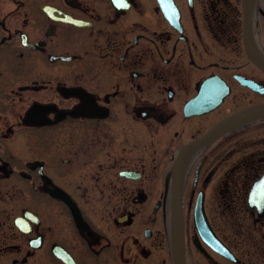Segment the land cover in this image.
I'll use <instances>...</instances> for the list:
<instances>
[{
  "label": "flooded vegetation",
  "instance_id": "1",
  "mask_svg": "<svg viewBox=\"0 0 264 264\" xmlns=\"http://www.w3.org/2000/svg\"><path fill=\"white\" fill-rule=\"evenodd\" d=\"M258 106L264 0H0V264H264Z\"/></svg>",
  "mask_w": 264,
  "mask_h": 264
},
{
  "label": "water",
  "instance_id": "2",
  "mask_svg": "<svg viewBox=\"0 0 264 264\" xmlns=\"http://www.w3.org/2000/svg\"><path fill=\"white\" fill-rule=\"evenodd\" d=\"M255 1L256 0H241L242 8H243V16H244V19L246 20V22H250L252 17H253V10H254V6H255ZM249 25L247 24L246 26H249ZM261 117H264V106H258V107H253V108L247 109L244 112L236 115L233 119H230V120H227V121L221 123L216 129L212 130L209 133V135H207L204 139H202L201 142L204 143L205 141L218 136L220 133H223V132L231 129L232 127H235L236 125L245 123V122L253 120V119L261 118ZM178 205H179V203H178ZM176 220H177L176 218H173V223H174L175 227L177 225ZM198 222H199L200 228H202L204 232H207L208 229H207V225L204 221V218H203V221L201 220V222H200L198 220ZM179 230H180V218H179ZM205 234H208V233H205ZM177 238H178V244L181 243V245H182V236L180 234V231H179V237H177Z\"/></svg>",
  "mask_w": 264,
  "mask_h": 264
}]
</instances>
